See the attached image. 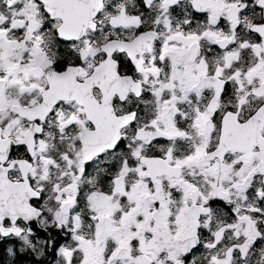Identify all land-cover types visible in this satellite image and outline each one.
<instances>
[{"label": "snow or ice", "instance_id": "1", "mask_svg": "<svg viewBox=\"0 0 264 264\" xmlns=\"http://www.w3.org/2000/svg\"><path fill=\"white\" fill-rule=\"evenodd\" d=\"M0 264H264V0H0Z\"/></svg>", "mask_w": 264, "mask_h": 264}]
</instances>
